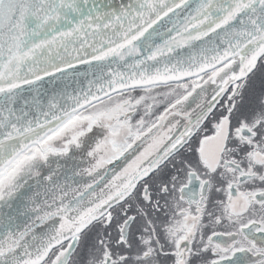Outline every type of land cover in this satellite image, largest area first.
Masks as SVG:
<instances>
[{"label":"snow or ice","instance_id":"snow-or-ice-1","mask_svg":"<svg viewBox=\"0 0 264 264\" xmlns=\"http://www.w3.org/2000/svg\"><path fill=\"white\" fill-rule=\"evenodd\" d=\"M0 264H264V0H0Z\"/></svg>","mask_w":264,"mask_h":264},{"label":"water","instance_id":"water-1","mask_svg":"<svg viewBox=\"0 0 264 264\" xmlns=\"http://www.w3.org/2000/svg\"><path fill=\"white\" fill-rule=\"evenodd\" d=\"M151 31V30H149ZM157 43L160 42L159 37L154 38ZM123 70V69H122ZM77 71L79 73H86L88 72L89 75L87 78L84 75H79V76H69L66 81H59L57 84V87L60 89H63L65 86H67V89L69 92L73 91L74 89L80 88V87H87L88 79L93 78L91 73L89 72V67L88 65H78L77 66ZM51 87L48 84L47 78H45L44 81V88L49 89V92H51Z\"/></svg>","mask_w":264,"mask_h":264},{"label":"flooded vegetation","instance_id":"flooded-vegetation-1","mask_svg":"<svg viewBox=\"0 0 264 264\" xmlns=\"http://www.w3.org/2000/svg\"><path fill=\"white\" fill-rule=\"evenodd\" d=\"M124 166V161H123V158H121V160L120 161H114L113 162V164H111V165H106L105 167L106 168H108L109 169V171L111 172V170L113 169V168H115L117 171H119V169L120 168H122ZM81 167V166H80ZM81 168H85V166H83V167H81ZM101 171H103V170H101ZM111 178V176L109 175V179ZM75 180H78V181H80V182H82V183H84V182H88V180H89V177H87L86 175L85 176H83V177H75L74 178ZM5 211H7V209H5ZM20 219H23V218H20Z\"/></svg>","mask_w":264,"mask_h":264},{"label":"rangeland","instance_id":"rangeland-1","mask_svg":"<svg viewBox=\"0 0 264 264\" xmlns=\"http://www.w3.org/2000/svg\"><path fill=\"white\" fill-rule=\"evenodd\" d=\"M72 155L75 156V161H73V163H78L81 167H83V166L88 167L87 161L83 157L80 156L79 152H73ZM50 159H52V161H53L52 167L55 168L56 167V158L53 157ZM60 163L64 164V160L61 159Z\"/></svg>","mask_w":264,"mask_h":264},{"label":"trees","instance_id":"trees-1","mask_svg":"<svg viewBox=\"0 0 264 264\" xmlns=\"http://www.w3.org/2000/svg\"><path fill=\"white\" fill-rule=\"evenodd\" d=\"M259 75V74H258Z\"/></svg>","mask_w":264,"mask_h":264}]
</instances>
